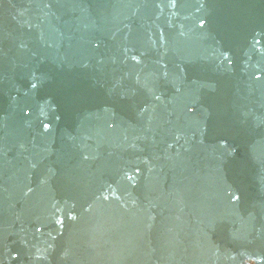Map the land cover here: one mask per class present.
Returning <instances> with one entry per match:
<instances>
[{
    "label": "bare ground",
    "instance_id": "obj_1",
    "mask_svg": "<svg viewBox=\"0 0 264 264\" xmlns=\"http://www.w3.org/2000/svg\"><path fill=\"white\" fill-rule=\"evenodd\" d=\"M86 1L0 0V187L24 189L12 202L0 195V264H43L12 235L41 243L26 223L45 224L41 212L53 210L43 162L59 153L80 166L104 160L112 177L124 169L171 217L160 224L95 186L70 208L69 251L52 248L48 264H248L241 255L264 245V179L253 174L264 168V0H116L103 8V33L79 37ZM204 174L215 215L182 199L185 175L194 192ZM240 207L243 222L230 221Z\"/></svg>",
    "mask_w": 264,
    "mask_h": 264
},
{
    "label": "water",
    "instance_id": "obj_2",
    "mask_svg": "<svg viewBox=\"0 0 264 264\" xmlns=\"http://www.w3.org/2000/svg\"><path fill=\"white\" fill-rule=\"evenodd\" d=\"M116 0H88L86 1V3L83 5V7L81 8V11L84 10V13L81 16V19L83 20L81 22L80 25V29H79V37H83L86 34H89L90 32L93 31V35L99 36L103 33L102 31V27L103 25H106V22H103L107 19V15H106V11H103L104 7H107L110 3L114 2ZM125 3V2H124ZM85 8V9H84ZM121 9L120 8V14H121ZM221 11L227 13V7L225 5L221 6ZM103 14V15H101ZM101 15V16H100ZM116 19L120 18H124L126 17V15L121 14L119 15V13H116ZM95 23L96 26L95 27ZM92 24V27L90 26ZM88 26L90 27L88 29ZM23 43L28 42V40L30 41L31 39L25 38L23 39ZM21 50V48H26L23 47L22 43H18V45H14L13 49H19ZM134 48V47H132ZM5 49L8 50V48L6 47ZM6 51V50H5ZM22 53V52H21ZM25 97V96H23ZM194 105L190 104L188 106V108H193ZM195 110H191L190 112H194ZM196 114H200V111L195 112ZM39 122H45L47 124L50 123L49 118L43 116V117H38V123ZM221 144L223 145V147H228V149L232 152H234L238 159H242V151L237 149V147H235V145L230 142L228 140L227 137L222 136L221 137ZM25 149H29V152H32V145L29 144L28 145H24ZM51 155V154H48ZM46 160L43 162H46V167L47 169H45L44 171L46 172V175L48 176L47 171L49 172V176L47 177L49 183L54 187L52 189V191L49 193L47 192V195L45 198H47L48 200V204L49 205H53V210H51L50 212L45 211V212H41V216L43 220H46L47 222H44L45 224H42L40 221V224H37V227L35 228V224L34 222H31L29 224L26 223L27 225V229L30 231H32L35 235V233H42L41 234V243L38 245L37 242L35 241V239L33 238H21V236H13L12 237H16L19 241V243L25 244L27 247H32L31 249H36L42 256H41V263L43 264H48L49 260H50V250L52 248H56L54 251L55 255L57 256V258H60L62 256V254L64 252L69 251V246H70V241H71V229L70 227H72L73 225L75 226V224H73L72 222V216L71 213L72 211H70L71 207L73 206L72 204L74 202L78 201V197H79V201H80V197H83L84 195L82 193H84L85 190L90 189H96L95 186L100 187L102 186L101 189H103L102 191L104 192H100L101 194H105L108 195L110 197H115L118 198L119 201H122V205H125L126 207H131L129 208L131 211L133 212H137V211H141V212H146L147 216L151 219H153L154 221L158 222V223H162L166 226L167 220L169 217H171L170 213H167L165 210H161L162 208H168L167 206H165L163 204V202L161 200L155 199V197H153L152 193H149L147 190H145V187H143L144 185L140 183H138L137 179H130V173L125 172L124 169H122L121 171L115 170V174L114 177L110 176L112 174V172H108L111 170L110 167H108V165H105V161H98L97 159L93 156H91L92 159V165L90 162H86L84 163L83 166H80L79 162H75L76 160H71L68 159L66 157H63L61 155V153L59 154H53L49 157H44ZM89 160V159H88ZM99 160V159H98ZM87 164V165H86ZM97 165L98 168L94 169L97 172H99V174L97 172H95L92 168V166L94 167V165ZM90 166V168H88ZM102 166V167H101ZM62 167V168H61ZM61 168V170H60ZM102 168V169H101ZM104 168V169H103ZM237 168V167H236ZM259 169L256 172H253V174H258L259 179L263 180L264 177H262V175H264V168H262L261 166L258 167ZM52 170V171H49ZM237 170V169H236ZM241 171L240 169L237 170ZM180 173H184L185 171H180ZM37 173H35L34 175H30L28 177V179H30V185L31 186H36L37 190L40 191V193L43 194V190H46L43 188V184L44 182H42L40 179H38L36 177ZM119 177L118 179H116V177ZM125 176V177H123ZM36 177V180H35ZM188 177V175H185L184 178V184L185 186H179L181 187V189H185V193L182 195V199H186L188 200L189 198H192V202H198L197 207H201V209L204 211L206 210H210L211 214H214V211L211 209L208 203L209 200V196L208 193L206 191H209L210 188L209 186H207V182L205 180H207V178H205V174L203 175L204 177V183H206L205 187H200L201 189V193L200 190H195L194 192L192 191L191 187V183L190 182H185V179ZM190 179V177H189ZM192 181V179H190ZM202 181V180H200ZM191 185H190V184ZM199 183V181L197 182ZM189 184V186H187ZM175 185V184H174ZM198 185V184H197ZM196 185V188H198ZM19 186H13V185H9L6 187H0V195L4 196L6 195V192H8L7 194L9 195L8 198H6L7 200L11 201L13 200V196L15 194V189L19 190ZM104 189H108L111 190L112 193L107 192V190ZM180 191H184L181 190ZM21 192H24V189H21ZM26 191V190H25ZM106 191V192H105ZM154 193H159V189H153L152 190ZM161 192V190H160ZM49 193V194H48ZM114 193V194H113ZM166 194V192H165ZM203 194V195H202ZM156 195V194H155ZM167 195V194H166ZM190 195H192V197H190ZM202 195V196H201ZM23 198H25L26 200H28V195L24 196L22 195ZM98 198H100V196H97ZM189 197V198H188ZM203 198V200L206 202L207 207H204L202 204V201H199L201 198ZM161 198V197H160ZM188 198V199H187ZM102 199V198H100ZM163 199V198H161ZM29 201H32L31 199H29ZM51 202V203H50ZM178 204V208L181 211V205L180 203ZM37 204L36 207H39L42 211V209H44V206H41ZM64 205H66V209L64 207ZM5 206H7L8 209H11L13 207V205L11 203L6 204ZM64 207V208H62ZM244 208L240 207V213L235 212V215L233 214V218L230 219L233 220L235 219L237 222L242 221L243 222V211ZM45 210V209H44ZM235 210V209H233ZM253 208L251 209L252 212ZM177 211V210H176ZM52 212V213H51ZM130 212V213H133ZM39 213V210H38ZM57 213V214H55ZM10 214L12 216V219L16 220V221H23L25 218H30L31 215L24 212L23 210H19L16 213H13L10 210ZM179 218H182L181 213H177ZM30 216V217H27ZM199 215V214H198ZM215 215V214H214ZM39 216V217H41ZM54 217V219H53ZM70 217V219H69ZM205 217L206 219L202 218V221H211V217L208 218L207 217V213H205ZM213 220H215V222H218V224H221L223 230L225 229L223 227V224L221 222V220H218L217 216H212ZM32 218V217H31ZM251 218V217H250ZM182 221H185L183 219H179ZM50 221L53 222L52 224H50ZM149 221V220H148ZM178 221V220H177ZM225 221V220H224ZM186 222V221H185ZM183 223V222H182ZM176 225H179V223H175ZM211 224H215L214 222H211ZM52 227V232L49 233L48 235V228ZM235 227L238 229L239 227H242L241 229L239 228V230L243 231L244 227L242 225L239 224H234ZM170 227H173V223L170 224ZM215 227V226H212ZM216 228V227H215ZM73 229V228H72ZM218 231H220L218 229V227L216 228ZM245 233H246V237H249L247 232V225H246V229H244ZM46 231V232H45ZM50 231V230H49ZM54 233V235L52 234ZM46 234V236H45ZM121 234V233H120ZM123 234V233H122ZM153 239V238H152ZM160 239V238H159ZM158 239V240H159ZM162 239V238H161ZM248 239V240H247ZM246 239V244H248L249 242V238ZM154 240L156 242L157 238L154 237ZM161 241V240H159ZM164 240L162 239V241L160 243H162ZM257 248L255 250H257V253H250L252 255H249V253H243L241 255V257L245 260V262H247L248 264H264V245L261 247H258V245H256ZM261 252H260V251ZM81 254V253H80ZM52 256V255H51ZM40 259V260H41ZM61 261H63V259H60ZM75 260V259H74ZM56 261V260H55ZM68 264H73V261L71 259L66 260ZM83 261H87L86 259H84V257H80V258H76L75 263L74 264H81L84 263ZM57 263V261H56ZM86 264V262H85ZM90 264V263H89Z\"/></svg>",
    "mask_w": 264,
    "mask_h": 264
}]
</instances>
